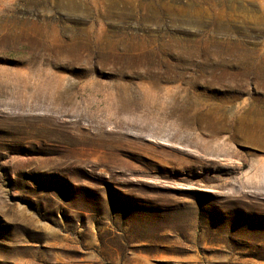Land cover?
Masks as SVG:
<instances>
[{
	"label": "rangeland",
	"instance_id": "1",
	"mask_svg": "<svg viewBox=\"0 0 264 264\" xmlns=\"http://www.w3.org/2000/svg\"><path fill=\"white\" fill-rule=\"evenodd\" d=\"M0 264H264V0H0Z\"/></svg>",
	"mask_w": 264,
	"mask_h": 264
}]
</instances>
